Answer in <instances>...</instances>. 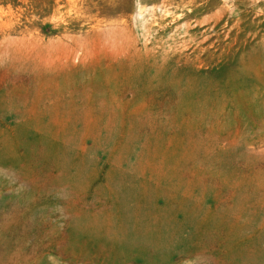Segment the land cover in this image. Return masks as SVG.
Returning <instances> with one entry per match:
<instances>
[{"label":"rangeland","instance_id":"obj_1","mask_svg":"<svg viewBox=\"0 0 264 264\" xmlns=\"http://www.w3.org/2000/svg\"><path fill=\"white\" fill-rule=\"evenodd\" d=\"M0 179L48 264H264V0H0Z\"/></svg>","mask_w":264,"mask_h":264},{"label":"bare ground","instance_id":"obj_2","mask_svg":"<svg viewBox=\"0 0 264 264\" xmlns=\"http://www.w3.org/2000/svg\"><path fill=\"white\" fill-rule=\"evenodd\" d=\"M5 203V198L0 200L1 205H4ZM6 224L8 223L4 222V220L3 222H0V264H48V262L43 259V256H37L35 248L30 245L28 246V242L27 244L23 242L20 244L27 246L24 250H20L18 245H13L6 237L9 228L4 233Z\"/></svg>","mask_w":264,"mask_h":264}]
</instances>
